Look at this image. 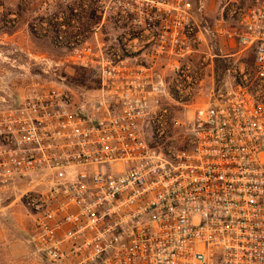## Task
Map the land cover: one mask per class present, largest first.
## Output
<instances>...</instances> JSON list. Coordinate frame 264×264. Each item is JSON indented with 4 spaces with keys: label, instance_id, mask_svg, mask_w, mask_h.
<instances>
[{
    "label": "built area",
    "instance_id": "obj_1",
    "mask_svg": "<svg viewBox=\"0 0 264 264\" xmlns=\"http://www.w3.org/2000/svg\"><path fill=\"white\" fill-rule=\"evenodd\" d=\"M63 7L54 44L97 88L0 98V214L20 204L48 264H264V0L212 25L203 0H122L112 39Z\"/></svg>",
    "mask_w": 264,
    "mask_h": 264
},
{
    "label": "rangeland",
    "instance_id": "obj_2",
    "mask_svg": "<svg viewBox=\"0 0 264 264\" xmlns=\"http://www.w3.org/2000/svg\"><path fill=\"white\" fill-rule=\"evenodd\" d=\"M75 1L80 6L76 7L78 23H70L65 30H100L102 38L110 39L116 34L113 30H129L121 19L122 0H50L43 11L40 10L41 0H0V6L8 14L17 15L16 24L6 27L4 14H0V98L8 96L12 103H18L28 89L37 84L64 86L76 95L97 88L96 70L69 64L67 53L53 41V31L57 28L52 25L53 17L62 14L67 18L63 6ZM203 2L206 20L212 25L218 19V0ZM195 21L199 24L201 18L197 16ZM34 27L36 30L45 28L46 34H38ZM224 69L220 62L215 76L222 78ZM7 213H2L0 219V264H48L33 254V227L25 210L17 206L14 220Z\"/></svg>",
    "mask_w": 264,
    "mask_h": 264
},
{
    "label": "crops",
    "instance_id": "obj_3",
    "mask_svg": "<svg viewBox=\"0 0 264 264\" xmlns=\"http://www.w3.org/2000/svg\"><path fill=\"white\" fill-rule=\"evenodd\" d=\"M224 44L225 43H222L221 45H223V47H222V49L224 50V51H227V49H226V46H224ZM236 59V58H235ZM234 59V60H235ZM217 64L215 65V67H214V72H213V74L215 75V72H216V70H217ZM224 71H225V69H224ZM20 204H14L13 206H10V207H6L5 209H3V213H5V211H7L8 213H7V216H9L10 217V219L12 220H14L15 219V216H14V213H15V210H16V207L17 206H19ZM15 208V209H14ZM0 219H1V214H0ZM31 221V220H30ZM31 224H32V222H31ZM32 227H33V225H32Z\"/></svg>",
    "mask_w": 264,
    "mask_h": 264
}]
</instances>
